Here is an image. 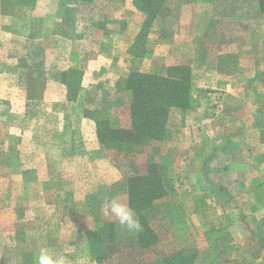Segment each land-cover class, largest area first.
Wrapping results in <instances>:
<instances>
[{"label":"rangeland","instance_id":"374dc122","mask_svg":"<svg viewBox=\"0 0 264 264\" xmlns=\"http://www.w3.org/2000/svg\"><path fill=\"white\" fill-rule=\"evenodd\" d=\"M116 1L121 7L123 2ZM133 3L132 44L121 43L120 33L114 41L111 35L117 30L70 27L67 33L79 43L62 69L12 72L4 78L8 92H0V264H38L41 249L63 256L66 264H163L164 256L174 253L190 258V264H264V0ZM89 13L86 8L82 15ZM95 18L92 25L109 23L103 14ZM167 72L181 73L188 81V106L169 109L164 142L133 144L129 150L145 154L143 161L140 157L117 164L130 177L147 172L155 163L150 157L160 161L166 194L149 211L157 243L140 248L135 233L121 229L103 212L105 199L127 203L126 181L116 188L86 189L91 169L84 168L88 139L81 137L86 127L81 116L90 124L95 121L96 130V121L125 128L128 120L131 124L129 87L141 74ZM31 73L46 74L54 83H37ZM38 84L63 85L69 114L62 133L68 134L63 156L70 161L59 172L58 188L49 194L51 205L45 211L30 202L35 190L23 166L31 162V145H38L30 133L44 145L57 128L42 104L59 91L54 87L35 95L30 89ZM199 111L211 120L210 128L195 118ZM197 139L206 141L209 151L206 144L197 149ZM123 144L107 140L101 149L117 154L128 150ZM21 147L27 155H19ZM16 171L22 179L14 181ZM254 179L261 182L256 188ZM245 184L246 189L239 187Z\"/></svg>","mask_w":264,"mask_h":264},{"label":"crops","instance_id":"0c3cea01","mask_svg":"<svg viewBox=\"0 0 264 264\" xmlns=\"http://www.w3.org/2000/svg\"><path fill=\"white\" fill-rule=\"evenodd\" d=\"M121 1L123 4L120 5L122 6L118 7L119 4L116 0H0V92H8L5 91L8 86L4 78L9 74L11 75L12 72L14 75L19 72L45 73L47 69H53L54 66H58L62 69L64 60L65 64L69 63L71 49H74L75 45L79 43L75 36H69L67 33V29L70 27L81 30V28L92 26L99 32L104 28L117 30L114 36L111 35V37H116L113 39L114 41L118 42L117 36L120 33L119 38L121 43L125 44V46L132 44L133 37L131 36V38H128V34L134 27L133 16L131 15L134 12V3L133 0L132 2L131 0ZM86 8H88L90 13H95V17L98 14H103L106 20H109V23L92 25V18H96L92 14L90 15V13L87 16H83L82 12ZM137 9L139 10L140 8L137 6ZM122 30L125 32L122 33ZM126 49L128 48L126 47ZM58 60H62V62L55 64V61ZM31 74L32 78H36L35 81L37 83L42 80L54 83L46 77V74ZM54 87L59 91L58 97L50 95L45 99L46 102H44L42 106L52 114L54 125L57 128H55V132L50 133L47 138V143L44 145H41L39 142L40 140L37 134L31 138L30 133L29 139L31 141L37 140L38 145H31V150L29 152L31 162L28 166H23L24 171L27 170L31 175V185H33L32 188L35 190V192L31 194L30 202L38 204L42 211L48 210L50 207L51 203L48 200V196L53 191L57 190L58 187L56 183L59 181L58 174L62 172L63 166L67 165L68 161H70V157L63 156L64 140L66 139V143L69 144V140L66 138L68 134L62 133L66 118L69 115L68 112L65 113L64 105L68 103L65 100L66 91L63 85L53 86L49 84H38L30 89L35 95H38L39 93L44 94L46 91L50 93V90ZM27 90L28 89H25V91ZM36 98L37 96L34 97V99ZM195 115V118H199V120L203 122V125L206 123L207 128L212 126L211 120L205 119L202 111H199ZM88 119L89 118L81 116L82 126L87 127L82 128L81 137H83L84 140L88 139V148L85 154L86 166H84V168L91 169L89 170V173H91V180L89 184L86 185V189L89 188L94 191V186L97 188H116L120 182L124 184L129 177L127 174H123L119 171L120 165L117 164L133 160L139 161L140 157H142L141 161H143V156L145 154L135 155L129 150L133 147V144L127 142L123 144V146L125 145L124 149L128 148V150L126 149L127 151H116L117 154H113L108 150L103 151L101 146L104 144V141L99 139L96 128L92 127L95 126V121L93 122L91 120L93 123L90 124L86 121ZM96 124H98L97 121ZM129 127L130 124L128 120L124 129ZM164 138L162 140L163 142ZM188 142L189 148L191 149L192 139H189ZM188 144L185 143L184 147ZM195 144L198 145L197 149H202V145L206 144V151H209L206 141L202 143V140L197 139ZM89 148L92 151H90ZM27 153L28 152L22 151V147L20 148V156L23 154L25 156ZM204 153L207 152H203V154ZM181 155L182 154L177 157H182ZM33 156H35L34 159H32ZM146 156L150 157V155ZM150 160L160 164L159 159L150 157ZM26 162L27 159L25 160V164ZM97 162H99V164L101 163L104 167L98 166L99 164H97ZM141 164L142 163L139 162L137 167L139 171L141 170ZM98 169H104L105 171L100 172ZM92 171L97 173V176H94L95 174H92ZM98 173L102 174L98 175ZM140 174H142L141 171ZM13 178L14 181L22 179L21 172L18 173V171H16L13 174ZM59 178H61V175ZM3 181H5V177ZM258 183L260 184L261 182L254 179L251 185L253 188H256V186H259ZM239 187L246 189V184L245 186L241 185ZM123 194L128 197L126 192ZM224 195L227 196L226 194ZM61 203H68V201H62ZM92 204L93 206L96 205L94 202H92ZM100 204L101 202L99 201L98 205ZM94 215L93 213L91 216ZM46 216V219L51 220V217H48L49 215ZM88 219L92 220L93 218L89 217ZM88 229V231L92 230L91 227Z\"/></svg>","mask_w":264,"mask_h":264},{"label":"trees","instance_id":"16d2710c","mask_svg":"<svg viewBox=\"0 0 264 264\" xmlns=\"http://www.w3.org/2000/svg\"><path fill=\"white\" fill-rule=\"evenodd\" d=\"M129 90L130 127L111 128L109 123L98 122L97 134L101 141L136 145L160 143L164 138L169 109L185 108L192 98L188 81L181 73L141 74ZM159 170V164L151 163L147 172L130 176L126 181L127 204L135 210L143 225V231L135 233L140 248L152 247L157 243V235L149 225V211L153 203L166 194L164 179ZM190 260L181 253H174L164 256L163 264H190Z\"/></svg>","mask_w":264,"mask_h":264},{"label":"clouds","instance_id":"9594fccd","mask_svg":"<svg viewBox=\"0 0 264 264\" xmlns=\"http://www.w3.org/2000/svg\"><path fill=\"white\" fill-rule=\"evenodd\" d=\"M102 207L104 215L108 219L116 221L121 229L136 234L143 231L140 219L129 204L113 197L105 199ZM38 264H66V260L63 256L53 257L46 249H41L38 256Z\"/></svg>","mask_w":264,"mask_h":264}]
</instances>
